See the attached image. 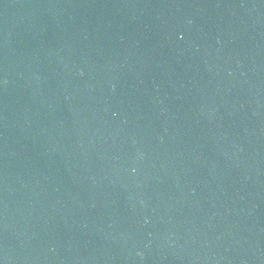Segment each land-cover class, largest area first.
Listing matches in <instances>:
<instances>
[{
  "label": "water",
  "instance_id": "obj_1",
  "mask_svg": "<svg viewBox=\"0 0 264 264\" xmlns=\"http://www.w3.org/2000/svg\"><path fill=\"white\" fill-rule=\"evenodd\" d=\"M0 264H264V0H0Z\"/></svg>",
  "mask_w": 264,
  "mask_h": 264
}]
</instances>
